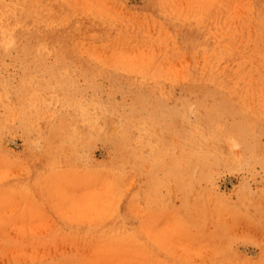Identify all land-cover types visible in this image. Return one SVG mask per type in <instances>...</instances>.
<instances>
[{
	"label": "rangeland",
	"instance_id": "1",
	"mask_svg": "<svg viewBox=\"0 0 264 264\" xmlns=\"http://www.w3.org/2000/svg\"><path fill=\"white\" fill-rule=\"evenodd\" d=\"M0 264H264V0H0Z\"/></svg>",
	"mask_w": 264,
	"mask_h": 264
},
{
	"label": "bare ground",
	"instance_id": "2",
	"mask_svg": "<svg viewBox=\"0 0 264 264\" xmlns=\"http://www.w3.org/2000/svg\"><path fill=\"white\" fill-rule=\"evenodd\" d=\"M259 65H261V64H259ZM219 77H220V75H219ZM223 80V79H222Z\"/></svg>",
	"mask_w": 264,
	"mask_h": 264
}]
</instances>
